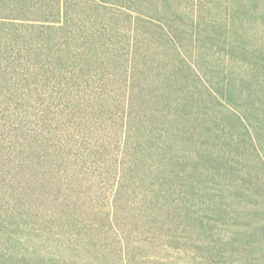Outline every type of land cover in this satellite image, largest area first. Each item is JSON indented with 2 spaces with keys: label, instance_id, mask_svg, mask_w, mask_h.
Here are the masks:
<instances>
[{
  "label": "trees",
  "instance_id": "obj_1",
  "mask_svg": "<svg viewBox=\"0 0 264 264\" xmlns=\"http://www.w3.org/2000/svg\"><path fill=\"white\" fill-rule=\"evenodd\" d=\"M186 2L0 0V263L23 224L56 230L64 264L216 248L200 208L234 127L181 52L211 0Z\"/></svg>",
  "mask_w": 264,
  "mask_h": 264
},
{
  "label": "rangeland",
  "instance_id": "obj_2",
  "mask_svg": "<svg viewBox=\"0 0 264 264\" xmlns=\"http://www.w3.org/2000/svg\"><path fill=\"white\" fill-rule=\"evenodd\" d=\"M203 1L207 0H187L186 4L190 9L192 2L195 8L197 3L203 6ZM210 3L209 8H200L210 16L206 25L196 28L193 42L181 45V52L186 60L197 61L205 84L217 88V108L237 119L235 124L225 120V125L231 122L234 127L224 131L232 134L231 148L224 151L229 164L221 171V179L211 180L210 195L202 197L200 208L201 217L208 222L196 237L205 244L214 238L216 248L188 243L193 248L186 252L181 249L188 248L183 242H179L180 248L169 250L153 245V249L163 250L159 258L140 259L137 253L132 264H264V170L259 160L264 155V0ZM211 20L216 24L210 25ZM222 92H230L231 99L222 98ZM254 143L260 154L254 151ZM40 225L32 231L23 224L11 233L18 256L14 254L15 260L4 264H17V258L21 264H64L57 251L62 237ZM177 234L189 236L183 230ZM221 238L224 241L218 245ZM229 238L231 242L225 245ZM93 262L99 263L96 258Z\"/></svg>",
  "mask_w": 264,
  "mask_h": 264
}]
</instances>
